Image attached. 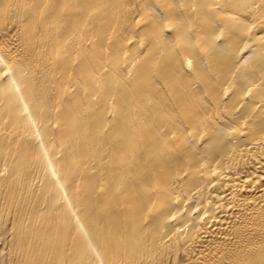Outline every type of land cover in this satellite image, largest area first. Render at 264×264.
<instances>
[{
    "label": "bare ground",
    "instance_id": "1",
    "mask_svg": "<svg viewBox=\"0 0 264 264\" xmlns=\"http://www.w3.org/2000/svg\"><path fill=\"white\" fill-rule=\"evenodd\" d=\"M0 264H264V0H0Z\"/></svg>",
    "mask_w": 264,
    "mask_h": 264
}]
</instances>
